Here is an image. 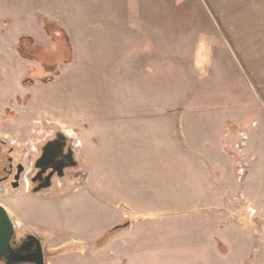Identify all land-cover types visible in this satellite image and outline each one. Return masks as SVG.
Here are the masks:
<instances>
[{
    "label": "rangeland",
    "instance_id": "374dc122",
    "mask_svg": "<svg viewBox=\"0 0 264 264\" xmlns=\"http://www.w3.org/2000/svg\"><path fill=\"white\" fill-rule=\"evenodd\" d=\"M13 5L0 0V79L8 83L0 91V135L22 142L36 137L42 145L60 131L88 175L81 185L57 180L60 192L36 199L39 212H47L40 214L47 228L80 223V233H45L44 264H231L235 247L247 248L240 264H264V205L253 194L261 190L264 167V83L253 85L241 67L250 63L246 56L257 63L245 52L262 50L256 40L264 37L225 35V25L235 21L214 19L202 0H28L23 7L30 5L34 15L3 20ZM44 10L52 19H40ZM8 25L11 35H34V47L25 51L35 60L11 54L4 42L11 39ZM46 92L54 107L34 101ZM91 108L99 117L94 132L105 130L106 139L84 154L79 134ZM145 108L151 116L142 128L130 112ZM115 133L120 136L112 141ZM245 142H257V159L248 162L239 151ZM227 190L242 206L263 205L260 216L251 207L252 223L229 219ZM20 201L8 205L15 230L23 223L38 230L22 216ZM127 206L141 218L130 216L132 227L111 246L124 255L101 249L98 236L83 253L54 258L70 248L62 235H98ZM115 223L106 236L120 230Z\"/></svg>",
    "mask_w": 264,
    "mask_h": 264
},
{
    "label": "crops",
    "instance_id": "0c3cea01",
    "mask_svg": "<svg viewBox=\"0 0 264 264\" xmlns=\"http://www.w3.org/2000/svg\"><path fill=\"white\" fill-rule=\"evenodd\" d=\"M28 2V0H14V5L12 7H9L10 9H8L7 11L4 12L5 17L3 18V20H8L11 16H16L17 19V15H21L24 18H27V14H33V12L30 11V5H27L26 7H23V2ZM196 2H201V0H196ZM202 2H206L207 4L210 5L209 11H211L210 13H213V18L214 19H223L226 21V19L230 20H234L235 22L227 24V27L225 25L226 30H230L225 32V35H234V36H261L264 37V0H202ZM212 5H218V8L216 9L215 7H212ZM213 9V10H212ZM11 10H15V14H9V12ZM45 11V10H44ZM43 13V12H41ZM47 12L45 11V13H43L40 16V19H42V16H47L49 18L52 19L51 16L46 14ZM230 14V16H229ZM38 15H40V13H37V17ZM33 19L34 16L32 17ZM14 19V18H12ZM39 19V20H40ZM44 19V18H43ZM5 30V34H9V29L10 26L8 25ZM11 39L8 40L7 38H5V43L7 46H10V51L12 52L11 54H16L15 56L19 57L18 53H17V43L20 37L22 36H30L32 38H34L33 34H23V33H19L17 35H11ZM256 42L261 45L263 47L262 50L259 49L260 46L257 47V49H250L248 52L246 51L245 53H247V55L251 58H254L256 56V62L257 63H252V60L248 59V57L246 56L247 62L250 63H241V67H245L248 69V76L249 79L251 81V83L253 85H255V83H264V39L263 41H258L256 40ZM36 43V42H35ZM260 55H262V58L260 59ZM72 61V60H71ZM71 63V62H69ZM246 76V78L248 77ZM8 89V83L6 81H2V79H0V91L4 90L6 91ZM259 97H262V95H260V90L258 89V91L256 92ZM40 94V93H39ZM39 97H37V99L33 98L34 101L36 102L37 105H40L42 108H49V107H54V101H53V95L51 94V92H46L45 94H40L38 95ZM257 96V95H256ZM258 97V98H259ZM58 101L59 103H61L63 100L58 98L57 100L55 99V102ZM88 100H86L87 102ZM54 103V104H52ZM50 104V105H49ZM89 105V104H88ZM91 106V105H90ZM88 107V106H86ZM93 107V105L91 106ZM112 108V107H111ZM118 112V111H117ZM148 115L150 118V113L151 110H148ZM97 110L94 108H91L89 111H87V113H85V117H86V121H84L87 125V127L85 128V130L79 134L82 137H80L79 140H81L80 145H82V149L84 150V154L85 152H88L90 148L96 147L97 144L99 143V140L101 139H106V131L105 130H101L103 131V134H101L99 131L96 130V133L94 132V129L96 126H94V123L97 122V120L99 121V117L97 116ZM112 116H113V111H111ZM133 113V114H132ZM148 115L146 114V108L143 110H138L135 111L133 110L132 112H130V116H132L131 119L133 118H139L140 123L138 124L139 127H144V125H146V117H148ZM82 118V116H81ZM113 119V118H112ZM104 122L106 123V121L104 120ZM133 122L136 123V121L134 120ZM143 122V123H142ZM129 125L131 126V124L129 123ZM132 127V126H131ZM133 128H137V125H133ZM229 129V127H228ZM105 131V132H104ZM124 132V130H123ZM140 135L143 133L141 130H139ZM100 135L97 137V135ZM116 133L109 138H112V141H115L120 135L117 136V138L115 137ZM143 137L145 138V136L143 135ZM108 138V139H109ZM237 144V143H236ZM239 145V151L243 154L246 155L245 157L248 159L250 158H255L257 159V142H245L244 145L242 144H238ZM241 145H243V148L241 149ZM258 163V162H257ZM253 169L254 167L251 166L250 170H249V174L247 175V180H248V184L249 185V181L253 175ZM256 174H258L260 171L259 169L255 168ZM261 190L259 189L257 192H254L253 194L256 197V202L259 200L263 202L264 205V193H263V188H264V167L261 170ZM78 192V191H76ZM71 193L66 194L61 196L62 199L67 200L68 197H70ZM225 198V202H227L228 204V209H229V219L231 218H236V221L238 222H251L249 221V211L248 208L253 207L254 209H251V214L252 216H254L253 214L255 213L256 215H258V211L259 209H262V206L258 208L257 203L256 205L250 203V205L247 206H242L240 205V199H237V196L233 193H231L230 190H227V193L225 195H223ZM22 202V204L20 205V208L22 209V216L23 217H27L30 219L35 220V222L37 223L36 227L38 230H36V232L38 234H43L45 235V233L50 232L51 234H64V232L69 231L71 233H80L78 232V228L80 226L79 222H76L74 224H70V221H65L64 224H61V222H55L53 224H49V228L46 227V225H44L42 216L40 214L43 213H47L45 212V210H42L39 212L38 206L36 205V201L31 202V201H27L26 199H20ZM236 205V206H235ZM232 206H235L234 211H232ZM127 208H125V211H123V213L118 214L110 223H106L102 225V229L100 231V233L98 235H91V236H70V237H66L65 235H62V237H64V240L61 242V244H63L64 247L68 248L65 249L63 253H61L60 255H58L57 257L55 256L54 258H61L64 255H68V254H72L74 252L77 253H83L84 251H86L88 249V247H91V245H95L93 242V240L95 238L93 237H101V240L103 241V244L101 245V249H105V248H112L117 250L116 247H111L114 244H118L117 240L118 238H120V233L123 229H128L130 227H132L133 223L135 222L134 220H130V216H132L133 218L137 217V220L141 218L140 214L134 210V208L132 209L131 207L127 206ZM20 210V209H19ZM18 210V211H19ZM21 211V210H20ZM126 212V213H125ZM64 214L68 215L69 211L66 210L64 212ZM128 214V215H127ZM246 214V215H245ZM129 216V219H128ZM244 216L246 219H244ZM260 216V215H258ZM118 218L120 220H118ZM123 218V219H122ZM125 218V219H124ZM122 220V222H121ZM257 220V219H256ZM114 221H117L118 224L116 225L117 227L119 225H122V227H120L119 231L115 232V233H111L110 235L106 236L110 230V228L112 227V225H114ZM232 224H230L231 226ZM236 226V224L234 225ZM253 227H255L256 225H253ZM47 231H46V230ZM242 238V236H240ZM243 239V238H242ZM89 240V241H87ZM245 240V239H243ZM43 242V241H42ZM120 242V241H119ZM224 243H226L224 241ZM83 244V245H82ZM82 245V246H81ZM95 249V246L93 247ZM100 248H96V250H99ZM100 249V250H101ZM247 248L244 249V251H242V249L239 247L235 250H241L240 254L235 255L234 251H231V254L229 255L230 257V261L231 264H240V262L243 259V255L244 252L247 251ZM112 255H114V251H112L111 253ZM119 257L120 255H124V254H120V251L117 250V254ZM247 255H245L246 257ZM96 257H100V256H96ZM51 258V261L54 259ZM49 264V263H48ZM108 264V263H107Z\"/></svg>",
    "mask_w": 264,
    "mask_h": 264
},
{
    "label": "flooded vegetation",
    "instance_id": "af4514ba",
    "mask_svg": "<svg viewBox=\"0 0 264 264\" xmlns=\"http://www.w3.org/2000/svg\"><path fill=\"white\" fill-rule=\"evenodd\" d=\"M57 134H60V131H56L54 137L49 139L58 144V147L52 145L56 148L49 151V154L56 153V156L44 161H40V156L49 140L41 145L36 137L22 142L17 138L11 139L7 134L0 135V205L7 210L13 222L14 233L11 246L15 249L26 243L31 235L40 241L46 236L37 234L35 230L30 229L32 226L25 223L22 225V230H15V221L8 211L9 202L17 199L34 202L37 197L46 199L45 193L52 191L57 193L62 190L61 183L59 187L54 185L57 180L64 178L80 185L87 181L88 175L77 161L73 141L66 135L58 137Z\"/></svg>",
    "mask_w": 264,
    "mask_h": 264
},
{
    "label": "water",
    "instance_id": "95a60500",
    "mask_svg": "<svg viewBox=\"0 0 264 264\" xmlns=\"http://www.w3.org/2000/svg\"><path fill=\"white\" fill-rule=\"evenodd\" d=\"M62 132L57 134L58 137L63 136ZM55 143V144H54ZM58 147L57 142L49 140L43 153L40 156V161L51 160L56 156V153L49 154L50 150ZM14 233L13 222L7 210L0 205V263L2 264H44V254L40 240L34 235L29 236L26 243L20 245L17 249L11 246Z\"/></svg>",
    "mask_w": 264,
    "mask_h": 264
},
{
    "label": "trees",
    "instance_id": "16d2710c",
    "mask_svg": "<svg viewBox=\"0 0 264 264\" xmlns=\"http://www.w3.org/2000/svg\"><path fill=\"white\" fill-rule=\"evenodd\" d=\"M48 28V27H47ZM44 29L46 31V28L44 26ZM48 30H50L48 28ZM60 31V30H59ZM47 32V31H46ZM61 32V31H60ZM49 33V32H47ZM56 34V33H55ZM55 34H53V40H55V38L57 37ZM26 45H30V46H33L35 45V41L32 37L30 36H22L19 38L18 40V43H17V53L20 57L22 58H26V59H29V60H35V58L31 55L30 52L28 51H25V47ZM70 60L67 61V63L69 62Z\"/></svg>",
    "mask_w": 264,
    "mask_h": 264
}]
</instances>
